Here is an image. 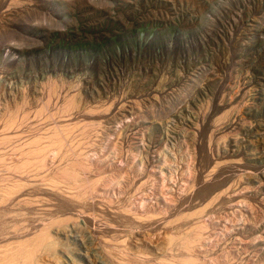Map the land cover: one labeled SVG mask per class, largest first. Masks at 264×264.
I'll return each instance as SVG.
<instances>
[{"label":"rangeland","instance_id":"rangeland-1","mask_svg":"<svg viewBox=\"0 0 264 264\" xmlns=\"http://www.w3.org/2000/svg\"><path fill=\"white\" fill-rule=\"evenodd\" d=\"M0 264H264V0H0Z\"/></svg>","mask_w":264,"mask_h":264}]
</instances>
